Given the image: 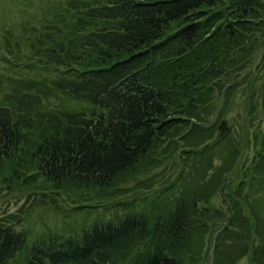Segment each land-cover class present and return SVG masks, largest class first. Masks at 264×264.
Listing matches in <instances>:
<instances>
[{
  "label": "trees",
  "instance_id": "trees-1",
  "mask_svg": "<svg viewBox=\"0 0 264 264\" xmlns=\"http://www.w3.org/2000/svg\"><path fill=\"white\" fill-rule=\"evenodd\" d=\"M22 17L0 29V49L17 74L0 77V187L29 199L67 188L78 197L111 198L160 162L178 159L186 170L212 161L201 159L204 146L209 154L226 136L215 139L219 123L210 119L224 116L216 113L219 104L232 108L229 83L254 59L252 35H264V0H55ZM33 71L47 77H27ZM59 94L88 107L49 110ZM256 142L254 169L244 166L237 191L228 187L233 198L242 200L252 177L264 175V135ZM232 149L229 171L243 157L240 147ZM198 168L189 173L194 182L213 169ZM218 173L203 198L178 202L165 219L129 212L97 222L81 239L57 236L33 245L24 264H118L123 257L131 264H181L189 242L187 254L202 247L209 213L222 216L212 205L228 186ZM16 226L0 220V264L27 250L29 234ZM260 258L252 264H264Z\"/></svg>",
  "mask_w": 264,
  "mask_h": 264
},
{
  "label": "rangeland",
  "instance_id": "rangeland-1",
  "mask_svg": "<svg viewBox=\"0 0 264 264\" xmlns=\"http://www.w3.org/2000/svg\"><path fill=\"white\" fill-rule=\"evenodd\" d=\"M54 1L0 0V29L5 24L7 26L18 22L20 18L22 20L25 9L35 13L40 7L48 6ZM261 24L259 30L264 29V21ZM252 36L254 43L248 42L247 44L248 47L253 46L254 59L241 74H233L234 80L229 83L235 92L232 108L222 110L224 105L219 104L216 113H225L224 116L219 118L215 115L210 119L211 122L219 123L215 139L226 136L224 142H221L213 152L208 154L205 148V155L200 156L203 160L211 158L212 161H207V164L198 167H213L212 171H207V174L199 176L200 182H194L193 176L190 177L189 173L193 168H195L193 172L197 171L198 173L199 168L193 164L185 170L183 169L184 165L178 159H171L160 162V169L146 175H139L137 179L131 180V183L121 184L123 186L118 189L123 194L113 192L111 198L107 194H98L97 192H93L91 195L82 194L78 197L77 193L69 192L67 188V191H60L61 193L51 191L36 193L35 198L29 199V195H22L17 190L2 189L1 186L0 220L7 223L14 222L19 230H24L29 234L26 252L18 254L10 264H24L26 254L31 247L49 238L64 236L81 239L84 232L95 223L118 221L129 212L145 215L151 221L156 220L164 213L162 218L165 219L178 202H190L193 199L203 198L206 183L215 179L217 172L221 173L223 185L227 183L228 186L231 185L229 187L233 191H237L245 176L244 166L254 169L256 164L255 158L258 156V151L255 148L256 135H264V35L255 33ZM7 56L8 51L1 48L0 77L17 78V74H14L9 67L10 60ZM37 74L41 78L47 77V75L36 71L30 72L27 77L33 78ZM225 100L226 97H221L218 102L223 104ZM49 104V110L60 108L80 111L88 107L87 104L77 102L63 94L51 97ZM249 112H251L250 116ZM226 134H230V136L227 137ZM233 143L241 148L243 157L239 158L242 164L233 166L229 171L227 170V161L232 155ZM261 143L260 139L258 145ZM200 150H197L196 155L200 154L198 153ZM262 165L264 167V161H262ZM214 170L215 172H213ZM153 174L152 184L149 177ZM250 178L251 175L248 179ZM252 178H254V186H245L240 194L245 207H241L239 214L236 212V215H232V212L227 210L222 194L218 190L217 195L212 199V205L221 211L222 216L215 217L217 214H214V211L209 213V227L206 222H203L204 227L209 228V233L202 239V247H199L194 254H187L188 246L192 245L189 242L186 246V254L181 253L180 255V257L182 256L181 264H252L255 255L261 257L258 261L264 263V175H254ZM226 200H230V207L237 210L236 202L230 198H226ZM202 207L203 204L200 208ZM233 216L237 219H234ZM243 217H247V220H244ZM258 221L259 237L251 231L246 234V228L250 229V226L256 225ZM229 227L231 228L229 229ZM118 264H131L130 258L123 257L121 263Z\"/></svg>",
  "mask_w": 264,
  "mask_h": 264
}]
</instances>
